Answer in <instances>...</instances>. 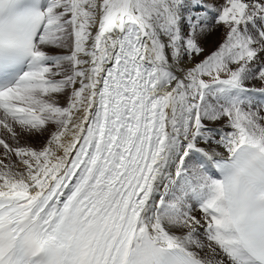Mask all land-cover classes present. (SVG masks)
<instances>
[{
	"label": "snow or ice",
	"instance_id": "1",
	"mask_svg": "<svg viewBox=\"0 0 264 264\" xmlns=\"http://www.w3.org/2000/svg\"><path fill=\"white\" fill-rule=\"evenodd\" d=\"M0 132V264H264V0H0Z\"/></svg>",
	"mask_w": 264,
	"mask_h": 264
},
{
	"label": "rangeland",
	"instance_id": "2",
	"mask_svg": "<svg viewBox=\"0 0 264 264\" xmlns=\"http://www.w3.org/2000/svg\"><path fill=\"white\" fill-rule=\"evenodd\" d=\"M222 31H223V29H220V30L214 32V33L209 37V40H208L207 45L212 46V47L217 46V45L222 41V38H221V37H222V36H221ZM210 50H212V49H210ZM2 136H3V133L0 132V137H2ZM33 141H34V143H33V142H31V143L34 144V145L37 144V143L39 142L37 139H34ZM39 143H40V142H39Z\"/></svg>",
	"mask_w": 264,
	"mask_h": 264
},
{
	"label": "bare ground",
	"instance_id": "3",
	"mask_svg": "<svg viewBox=\"0 0 264 264\" xmlns=\"http://www.w3.org/2000/svg\"><path fill=\"white\" fill-rule=\"evenodd\" d=\"M222 33H223V31H222ZM221 36H222V34H221ZM221 38H223V37H221ZM207 47H208V49L210 50V49H214V47H212V46H209V45H207ZM39 142H41V140H40V138H36ZM31 142H33L34 143V141L32 140ZM39 142L37 143V144H39ZM37 144H35V145H37ZM34 145V144H33Z\"/></svg>",
	"mask_w": 264,
	"mask_h": 264
}]
</instances>
